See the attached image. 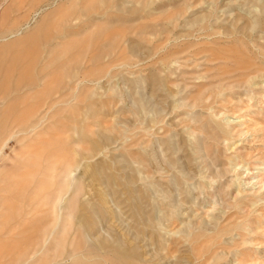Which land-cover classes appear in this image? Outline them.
Segmentation results:
<instances>
[{"label": "rangeland", "instance_id": "rangeland-1", "mask_svg": "<svg viewBox=\"0 0 264 264\" xmlns=\"http://www.w3.org/2000/svg\"><path fill=\"white\" fill-rule=\"evenodd\" d=\"M60 3L58 29L84 31L66 39L68 75L19 95L13 115L37 104V130L0 136V196L66 216L46 226L58 247L23 264H264V0Z\"/></svg>", "mask_w": 264, "mask_h": 264}, {"label": "bare ground", "instance_id": "bare-ground-1", "mask_svg": "<svg viewBox=\"0 0 264 264\" xmlns=\"http://www.w3.org/2000/svg\"><path fill=\"white\" fill-rule=\"evenodd\" d=\"M41 1L42 0H29L28 2H26L27 11L25 10L26 11L25 13H23L21 15L19 14L18 16L17 15L12 16V14L14 15L15 12L16 13L19 12L18 11L19 9L16 6L15 7L17 8V10H15L13 8V6H8V5H7L8 7L3 9L2 4L0 5V28H1L0 29V41L1 42H7V41L11 40V42L7 43L6 45H0L1 46L0 47V103H4V107L6 106L5 105L6 102H8L10 104V105L9 104L7 105V106H9V108H4V109H2V107H3L2 105H1L2 107L0 106V136L5 133V135L10 134V136L8 135L9 138L19 137L20 134H23L22 135V137H23V136H26V134L28 135V133H32L33 131L37 130L38 126L41 125L40 123L44 119V116H41L42 111L39 112L42 109L38 110L37 104H35L36 107L34 106L35 109H32L33 111H30V113L27 114L28 115L27 118H26V115L23 116L24 113H21V112L20 113L22 115L19 118H17L20 115L19 114L17 116L19 111L15 114L17 117L13 115V113L16 109V105L20 102V100L22 101L26 98V96L25 97H19V95L22 94L21 92H24L25 90L27 92H30L34 89H39V87L41 86V82H42V84H44L43 82L45 81V79L49 78V76L56 77L55 75H53L54 74L53 70L55 68H58V70L61 74V77H62V75L64 76L68 72L69 63H70L69 61H63V58L70 54L69 50L67 49L69 43L68 44L66 43V39H68L72 35H79L81 32L84 33L83 30L77 31V32H75V30H73V29H67V30L60 29L59 30L58 28H61V27H59L61 25L59 23L54 22V20L56 21L55 14H56L57 10L61 9V7L64 3L62 5L60 3L61 6L56 4V5H58V7H57L55 5V3L58 2L59 0H53L52 4H48L45 7L40 8L39 4ZM4 3H6V2H4ZM53 6H56L57 8L55 10H51L50 8H52ZM49 10H51V11H49ZM70 18H71V16H70ZM51 23L52 24L54 23V26H57V27H53V28H55V30H53V28H51V31L53 30L52 32H50L48 30V28L52 27V26H50ZM32 25H33V27L30 28V26H32ZM96 28H98V26H96ZM107 33L108 32H106V34ZM117 34H118V32H117ZM96 35H94V38L96 37ZM110 36L112 39L113 36L112 35H110ZM110 36H107V37H110ZM92 37H91V40L94 39ZM120 37H121V35H120ZM98 38H99V36H98ZM109 39L107 42H110ZM116 39L114 40V43H116L115 46H117L118 42H119V41L115 42ZM87 40H85V41H87ZM92 41L94 42V41H96V39L92 40ZM88 42H90V39H89V41H87V43ZM81 44L84 45V46L81 45L82 48L86 46V44L83 42H81ZM94 45H95L94 47L96 50L97 43H95ZM88 47H89V45H88ZM86 48H87V46H86ZM77 49L71 51V53L74 51H77ZM88 49H91V45H90V48H87V52H88ZM97 49L99 50V48H97ZM119 49L121 50V47ZM95 50H93V52ZM98 50H96V53ZM114 50H115V48H114ZM82 51H83V49H82ZM82 51H80L81 54L84 53V55L85 54L87 55L86 51H84V52H82ZM104 51H105V49L102 51V54ZM93 52H92V54H93ZM100 52L101 51H99V56H100ZM120 53H122V51ZM106 54L107 53L105 52V55ZM84 55L82 54V57H84ZM95 55L96 54L94 53L93 56H95ZM71 56H72V58L73 57L78 58L79 55L78 56L71 55ZM101 56H103V55H101ZM42 58L44 61H42L43 63L41 64L40 61L42 60ZM67 58H71V57L67 56ZM70 60H72V59H70ZM49 69L52 70V73ZM47 71H50V72L48 73ZM66 75H68V74H66ZM58 76H59V74H58ZM8 78L9 79L12 78L14 82L11 83V81H9V84H7L8 82L6 80ZM55 80L57 81V79H55ZM51 84H52V82H51ZM51 84L49 83V85H47L45 89H44L45 86H43V89L41 91H38L35 94L33 93L34 97H31L32 102L37 101V99L40 100L39 97H42L41 100L42 99L44 100L43 96L51 93L50 92ZM65 88H66V86H65ZM14 94H16V95H14ZM10 95H14L15 98L12 97L13 98L12 100L7 101L8 96H9V98L11 97ZM32 102L30 104H32ZM44 102H47V101H44ZM54 104H56V102L49 101V103L48 104L45 103L44 106H46L48 111H49V108H52L54 106ZM12 105H14V106L12 107ZM18 105H17V107H18ZM27 105H29V104H25L24 106H27ZM10 107H12V108L10 109ZM48 111H46V112H48ZM44 114H46V113H44ZM10 115L12 116V118H13V116L16 118L17 123L12 124L10 126L7 125V127H9V128H7V127H5V123H6V119ZM47 115H48V113H47ZM9 119H11V117ZM11 120L7 119V122L11 121ZM5 129H7L10 133H8V131L6 133ZM90 145H92V144H90ZM91 147H95V146L92 145ZM97 147L98 146H96V148ZM97 149L95 150V152L97 151ZM91 152H93V151H91ZM88 165H90V164H88ZM83 167H85V165ZM86 168H87V165H86ZM86 168H85V170H86ZM89 169H90V167H89ZM89 169H87V170H89ZM67 170H68V168H67ZM85 170H84V173H86V174L90 173V172L87 173V171H85ZM65 171H66V169H65ZM92 173L93 172L91 171L90 175L94 176ZM91 177H90V179H91ZM100 177H102V175H100ZM93 178L94 177H92V181L94 180ZM102 179H103V177H102ZM108 179L111 180L110 177ZM97 180H99V179H97ZM95 182L97 183V181H95ZM98 184H95V186L93 185L96 188L95 190H99V187H98V189L96 187ZM9 189L10 188H4L3 191L7 192V191H9ZM20 196L22 197V195H20ZM100 196L101 195L99 194V197ZM30 197H31L30 199L27 198L25 200L23 198H20L19 196H17L16 198H9V197H1L0 196V264H23V262L26 260L28 261V260L34 259L35 256H37L38 249L47 246V248H48L47 251H49V250L52 251L55 246L58 247V245H57L58 243L60 244L61 240L58 241L59 239L58 238H57L58 240L56 239V237H57L56 236L57 233H55L56 229L55 230H48L46 228V226L49 228L51 225L52 226L55 225V228H56L57 222L61 221V220H65L66 216L61 217L60 215H56L55 212H52V214L54 216H52V217L45 216V218H40V214L38 213V210L41 208L42 210H44L43 212L46 211L45 213H47L49 202H48V200H47L48 203L46 202L47 198L43 199L42 202L41 201L39 202V201L34 200L35 199L34 196H33V198H32V196H30ZM53 209H54V207H53ZM68 219L69 218H67V220ZM39 221L44 222L45 225L44 224L43 225L45 227H42L43 226L42 225L41 226L42 228H40V229L38 228V232H40V231L42 232L43 228L44 229L46 228V229L45 230L43 229L44 231L42 233H39V235H41V236L40 237L38 236L39 237L38 239L35 240L33 238H29L28 236L30 235L32 230L34 228L38 227L36 225L38 224ZM66 221H64V222H66ZM64 222L62 224H64ZM64 225L66 226V223ZM64 228H66V227H64ZM52 229H54V228H52ZM36 231L37 230L35 229V233H36ZM35 233L33 231V236L36 235ZM60 235H61V233L58 234V237ZM21 246H22V248H21ZM118 247H117V245H114V248L110 246L109 249L110 250L112 249L113 253H115L116 255L123 256L124 251L122 252L121 251L122 249H120ZM55 250H56V248H55ZM71 254H73V253H71ZM31 262H33V261H30V263Z\"/></svg>", "mask_w": 264, "mask_h": 264}]
</instances>
